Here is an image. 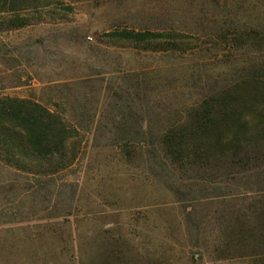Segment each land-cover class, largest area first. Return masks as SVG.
Returning a JSON list of instances; mask_svg holds the SVG:
<instances>
[{
  "label": "rangeland",
  "instance_id": "1",
  "mask_svg": "<svg viewBox=\"0 0 264 264\" xmlns=\"http://www.w3.org/2000/svg\"><path fill=\"white\" fill-rule=\"evenodd\" d=\"M13 6L0 11V96L46 104L76 134L60 161H0V264H264V135L194 162L159 145L264 69V0Z\"/></svg>",
  "mask_w": 264,
  "mask_h": 264
},
{
  "label": "trees",
  "instance_id": "2",
  "mask_svg": "<svg viewBox=\"0 0 264 264\" xmlns=\"http://www.w3.org/2000/svg\"><path fill=\"white\" fill-rule=\"evenodd\" d=\"M14 2L0 0V11L19 10L12 7ZM22 24L23 19L12 26ZM146 35L126 31L117 36L134 42L167 38L159 33ZM244 44L246 48L257 46L254 39ZM74 134L76 130L60 111L32 98L0 96L1 162L20 168L29 160L60 161ZM256 135H264V69L237 76L191 107L186 121H176L163 131L159 145L175 161L194 162L214 153L235 154Z\"/></svg>",
  "mask_w": 264,
  "mask_h": 264
}]
</instances>
